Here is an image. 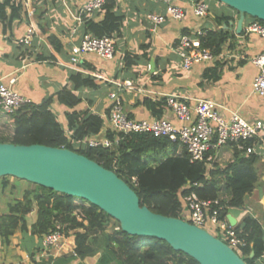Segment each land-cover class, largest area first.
Returning <instances> with one entry per match:
<instances>
[{
    "label": "crops",
    "instance_id": "crops-1",
    "mask_svg": "<svg viewBox=\"0 0 264 264\" xmlns=\"http://www.w3.org/2000/svg\"><path fill=\"white\" fill-rule=\"evenodd\" d=\"M10 1L21 3L22 9L13 20H0V81L36 104L49 97L54 98L51 109L64 128L67 125L65 113L69 109L56 101L55 93L65 86L72 88L70 76L76 72L90 77L95 83L94 86H82L73 91L81 98L75 109H87L104 119L101 131L95 135L97 137L106 136L111 131L106 118L111 102L108 94L116 88L107 80L131 82L132 88L121 90L119 94L124 111L132 118L155 117L145 106L144 100L160 102L174 95L190 104L198 99H211L224 117L237 112L247 121L264 122V96H258L252 90L258 70L251 62L252 57L264 49V38L244 30L245 24L251 21L250 17H246L243 29L238 34V13L216 0H201L207 3L209 9L204 17L193 15L192 4L198 0H168L183 10L184 17L180 20L166 13L167 0H114L111 12L121 20L111 36L115 44L113 57L105 59L94 53H86L80 55L77 62L71 61L70 49L80 42L87 30L85 23L103 20L105 12L102 8L78 20L77 16L87 0H38L37 6L44 12L43 29L40 30L31 19L32 15L27 16V10L32 8L26 5L25 0ZM6 10L9 15V6ZM152 13L165 15V20L155 24L147 18ZM221 13L233 19L228 24L216 25L214 16ZM29 25L34 27L36 35L30 44H20L19 39ZM203 29H224L230 37L223 42L218 56L195 63L185 70L181 67L182 59L178 53L179 38L183 34L196 38V31ZM49 35L59 40L58 50L47 41ZM11 79L14 81L11 82ZM162 116L177 122L167 107L162 109ZM181 150V146H175L176 153ZM253 154L257 157L254 164L257 179L253 191L245 196L241 206L228 207L226 221L229 224V214L234 221L233 227L239 226L247 216L257 219L264 227V132ZM230 158L231 148H220L217 151V164H213L212 160L210 166L206 164L208 170L223 169ZM9 185L11 192H18L17 185L10 179ZM26 188L23 185L14 194V199L20 198ZM35 218L36 212L33 210L27 220L32 223ZM73 233L57 249L43 257L40 256L42 235L16 231L8 243H1L0 240V264H103L100 262L103 249L97 245H92L91 252L84 258L75 255ZM111 258L108 264H116ZM259 262L264 264V254Z\"/></svg>",
    "mask_w": 264,
    "mask_h": 264
},
{
    "label": "trees",
    "instance_id": "trees-1",
    "mask_svg": "<svg viewBox=\"0 0 264 264\" xmlns=\"http://www.w3.org/2000/svg\"><path fill=\"white\" fill-rule=\"evenodd\" d=\"M25 2L33 9L31 19L42 30L44 12L37 6L38 0ZM114 5V0H106L101 7L105 12L103 20L85 23V32L111 37L121 20L111 12ZM8 6L9 15L6 10ZM21 9V3L0 1V20H13L19 16ZM250 18L264 24L262 20ZM232 19L225 13L214 16L216 25L228 24ZM229 37L230 34L224 29H203L197 35L200 48L209 50L214 57L220 54L223 42ZM47 41L56 50L60 48V42L54 35H49ZM70 84L72 88L65 86L55 93L56 101L69 109L65 113L66 128L51 109L54 98L49 97L40 104L23 102L12 114L0 110V142L65 147L83 154L126 181L137 193L140 205H146L153 212L181 219H185L182 195L190 191L196 192L202 199L216 200L217 204L213 206L219 208L218 215L223 220H226L228 207L241 206L245 196L253 191L257 179L254 169L257 157L254 154L241 156L234 143L207 152V155L213 154V164H217V151L226 146L231 148V158L225 167L209 170L204 161L191 162L184 148L175 153L178 143L150 133L122 134L108 131L106 136L110 141L117 138L116 144L111 147L89 146L84 140L99 134L104 119L87 109H75L81 98L73 90L94 86L95 83L90 77H83L76 72L70 76ZM144 103L156 117H160L162 109L167 107L165 100H144ZM167 148H171V153L158 158L159 153ZM9 177H0L1 190L9 185ZM133 178L135 183L132 182ZM33 186L24 189L20 198L8 202L6 211L0 213L1 243H8L18 229L43 235L59 224L66 235L75 232V253L81 258L91 252L93 244L103 249L100 258L103 264H108L110 257L116 264H199L186 253L174 250L162 239L130 235L122 231L117 221L84 199L37 184ZM33 210L36 218L30 223L27 216ZM112 220L116 225H112ZM233 228L245 242L240 256L248 264H262L259 258L264 254L263 225L247 216L239 226ZM251 251L254 253L252 257Z\"/></svg>",
    "mask_w": 264,
    "mask_h": 264
},
{
    "label": "built area",
    "instance_id": "built-area-1",
    "mask_svg": "<svg viewBox=\"0 0 264 264\" xmlns=\"http://www.w3.org/2000/svg\"><path fill=\"white\" fill-rule=\"evenodd\" d=\"M105 1L87 0L77 16L78 20H82V16L100 9ZM166 3V13L170 17L176 20L184 17V12L179 6L171 4L168 0ZM192 11L193 15L204 17L208 14L209 9L207 3L198 0L192 4ZM32 13L33 9H28L26 14L31 16ZM147 18L155 24H159L165 20V15L152 13L148 14ZM244 30L246 33H255L264 38V24L257 20L247 22ZM201 31L197 30V35ZM35 35L34 27L29 25L24 35L19 39V43L30 44ZM178 47V53L182 59L181 67L185 70L191 68L195 63L213 59V55L209 50L200 48L197 37L193 38L187 34L181 35ZM114 52L115 44L112 37L107 35L94 36L85 32L80 42L71 47L70 59L72 62H77L79 56L86 53H94L100 58L109 59L113 57ZM251 62L258 70L252 82V90L256 95L264 96V49L254 55ZM95 76L107 80L101 75L95 74ZM13 81L14 79H11V82ZM107 82L116 88L108 94L111 102L106 118L111 131L122 134L150 133L154 136L166 137L184 148L191 162L204 161L210 166L213 155H207V152L209 150L215 151L218 147L227 143H234L240 153L251 155L254 153L255 145L262 141L263 121H247L237 112H232L228 117H224L220 114L218 105L211 99H198L194 104H190L174 95L167 96L165 103L176 119V123L164 116H155L149 119L129 117L124 111L122 97L119 92L130 90L132 88L131 82L116 80H107ZM23 102H29V100L0 81V110L2 112L12 114L16 107ZM84 142L92 147H111L118 142V139L115 138L114 141H110L107 136H93L84 140ZM248 142L249 144H247ZM135 181L133 178L132 182L135 183ZM193 185H196V183H193ZM182 201L185 205L183 214L185 220L206 229L240 255L245 242L236 235L234 228L226 220L219 218V208L213 206L217 204L216 200L202 199L196 192L190 191L182 195ZM68 235L61 231L59 224H55L54 229L42 235L40 256H47L49 251L57 249Z\"/></svg>",
    "mask_w": 264,
    "mask_h": 264
},
{
    "label": "water",
    "instance_id": "water-1",
    "mask_svg": "<svg viewBox=\"0 0 264 264\" xmlns=\"http://www.w3.org/2000/svg\"><path fill=\"white\" fill-rule=\"evenodd\" d=\"M216 1L238 13V34L246 17L264 21V0ZM2 176L15 177L84 199L117 221L122 231L162 239L199 264H248L228 244L206 229L140 205L135 190L114 171L71 149L0 142ZM227 220L233 227L234 221L229 214ZM253 255L251 251L250 257Z\"/></svg>",
    "mask_w": 264,
    "mask_h": 264
},
{
    "label": "rangeland",
    "instance_id": "rangeland-1",
    "mask_svg": "<svg viewBox=\"0 0 264 264\" xmlns=\"http://www.w3.org/2000/svg\"><path fill=\"white\" fill-rule=\"evenodd\" d=\"M170 153H171V148H167L166 150H164V151H162V152L159 153L158 158H164L166 155H168ZM9 179L12 181V183L15 182V184L17 185V188L16 189L18 190V192H19V189L23 185L26 186V187H28V188L34 187L33 184H31V183H29L27 181H24V180H15L13 177H9ZM9 186L7 188H5V190H1L0 191V213L6 211L7 203L10 202V201H13L14 198H15V196H16L14 194H17L18 193L16 191L15 192H11V190H10L11 187H9ZM11 193H12V195H11ZM111 223H112V225H116V223L113 220L111 221ZM16 231H19V229L16 230ZM74 236H75V234H74Z\"/></svg>",
    "mask_w": 264,
    "mask_h": 264
}]
</instances>
